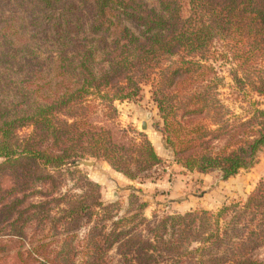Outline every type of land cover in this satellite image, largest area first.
Wrapping results in <instances>:
<instances>
[{"label":"trees","instance_id":"trees-1","mask_svg":"<svg viewBox=\"0 0 264 264\" xmlns=\"http://www.w3.org/2000/svg\"><path fill=\"white\" fill-rule=\"evenodd\" d=\"M78 1L93 6L101 62L80 45L73 87L0 122V264H264V180L216 211L149 219L136 192L120 216L77 164L101 160L140 183L165 166L147 135L118 122L116 102L150 85L179 166L224 180L253 168L264 108L252 94L264 100V74L249 91L238 71L248 78L264 67V0ZM70 21L59 24L63 38L76 32ZM221 60L237 66L231 97L250 104L243 115L220 98Z\"/></svg>","mask_w":264,"mask_h":264},{"label":"rangeland","instance_id":"rangeland-1","mask_svg":"<svg viewBox=\"0 0 264 264\" xmlns=\"http://www.w3.org/2000/svg\"><path fill=\"white\" fill-rule=\"evenodd\" d=\"M146 1L153 3V0ZM93 10L91 4L78 0H51L49 5L40 0H0V122L7 117L23 115L36 103L57 98L67 85L73 87L77 83L74 71L78 58L75 57L82 50L80 45L96 48L97 62H101L97 41L100 36L91 32ZM67 18H72L70 22L76 32L72 29L71 34L63 38L59 24L62 23V29L66 28ZM123 24L134 30L131 23L125 21ZM215 66L223 78L220 98L236 114L243 115L250 104L231 97L233 87L238 86L232 77L237 66L231 60H221ZM252 71L254 75L248 78L238 71L242 86L249 91L264 74V67L253 66ZM252 101L262 103L264 108V100L258 95L252 94ZM116 106L122 127L132 129L136 137L147 135L165 160V166L152 172V177L144 183L131 182L104 161L81 160L94 163L92 167L78 166L101 185L106 204L120 205V216L126 215L133 192L147 202L144 214L151 219L156 214H183L197 209L216 211L224 204L245 199L264 180V150L253 168L228 180H224L219 171L202 174L179 166L162 134L163 123L150 85L143 87L140 98L116 102ZM143 121L147 122V130L141 128ZM88 230V226L83 227L80 236L84 237ZM260 254L264 259V250ZM112 255L117 261L116 253Z\"/></svg>","mask_w":264,"mask_h":264},{"label":"water","instance_id":"water-1","mask_svg":"<svg viewBox=\"0 0 264 264\" xmlns=\"http://www.w3.org/2000/svg\"><path fill=\"white\" fill-rule=\"evenodd\" d=\"M147 122L146 121H143L142 123H141V128L143 129V130H147ZM78 165H83V166H86V167H92L93 165H94V163H92V162H88V161H83V162H81V161H79L78 163H77Z\"/></svg>","mask_w":264,"mask_h":264},{"label":"crops","instance_id":"crops-1","mask_svg":"<svg viewBox=\"0 0 264 264\" xmlns=\"http://www.w3.org/2000/svg\"><path fill=\"white\" fill-rule=\"evenodd\" d=\"M132 182V181H131Z\"/></svg>","mask_w":264,"mask_h":264}]
</instances>
